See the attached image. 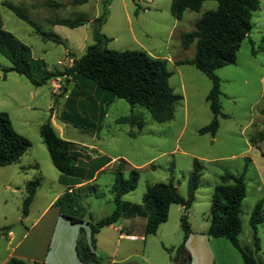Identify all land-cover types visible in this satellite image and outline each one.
<instances>
[{
    "label": "rangeland",
    "instance_id": "1",
    "mask_svg": "<svg viewBox=\"0 0 264 264\" xmlns=\"http://www.w3.org/2000/svg\"><path fill=\"white\" fill-rule=\"evenodd\" d=\"M4 2L24 9L36 27L57 35L62 44L43 41L30 25L3 6ZM48 2L58 3L60 7H49ZM171 2L89 0L73 5L72 0H0V20L5 31L30 49L32 60L38 64L31 72L38 77L43 70L63 72L72 57H81L93 44L96 27L109 39L102 45L107 50H141L153 58L175 62L193 58L194 44L183 50L179 37L191 32L195 21L204 12L215 10L217 3L205 1L198 12L186 10L177 20L170 13ZM77 17H82L86 23L72 29L50 24L55 19ZM98 19L103 20L101 26L96 22ZM251 26V32L237 52L235 64L215 71L220 83V110L226 117H217L218 128L213 136L198 133L213 119L205 101L211 81L192 65L167 63V70L171 72L169 86L182 100L175 105L170 121L156 123L144 108L131 107L123 99L109 101L96 84L81 77H58L45 85L33 86L22 75L4 73L11 64L0 55V113H5L13 130L30 143L16 163L0 167V261L22 240L19 246L24 252H19L28 256L24 260L26 264L35 262L32 260L35 258L25 252L28 250L35 257L42 254L51 264H71L60 252L61 248H67L66 237L70 234L64 236L59 225L52 227L50 218L54 211L40 215L54 197L59 199L66 193L58 182L60 173L52 165L39 135L40 126L46 122L55 125V133L63 140L85 147L92 145L109 155H120L110 169L97 177L94 184L98 189L90 193L86 187L70 194L80 196L71 212L66 209L67 213L81 219V223L74 225L77 233L74 245L79 239L88 242L87 223L94 225L113 212V169L118 163L123 164L118 160L129 165L122 171L124 178L131 169L138 173L135 189L121 200L139 205L148 185L169 181L176 187L177 194L186 199L188 178L196 159L201 168L200 177L194 201L185 212L191 230L185 247L191 264H244L228 240L206 235L212 194L224 174L243 175L246 192L240 204L238 242L253 253L257 264L259 260L264 261V221L256 227L258 252L254 250L249 225L253 208L260 201L264 219V157L261 155L264 141L251 142L252 137L264 138V0H259V8L252 13ZM105 100L108 103L105 104ZM130 114L142 122L140 128L137 123L116 122ZM31 181H37L38 186L28 207V216L23 217L25 187ZM76 208L78 211H74ZM183 213L180 205H171L167 221L158 226L154 235L144 234L143 217H135L133 223L119 218L101 228L95 249L100 264H170L165 249L182 243L179 219ZM118 227L123 228L122 239L119 232L113 231ZM26 229L28 235L24 237ZM7 232L12 233L11 240L6 239ZM129 236L134 239L130 240ZM74 260L73 264H79Z\"/></svg>",
    "mask_w": 264,
    "mask_h": 264
},
{
    "label": "trees",
    "instance_id": "2",
    "mask_svg": "<svg viewBox=\"0 0 264 264\" xmlns=\"http://www.w3.org/2000/svg\"><path fill=\"white\" fill-rule=\"evenodd\" d=\"M88 1L72 0V4L82 5ZM205 1L216 2L217 8L204 12L195 21L194 29L191 32L180 35L181 48L186 50L194 44L195 52L193 58L179 60L175 62V66L192 65L211 81V88L205 101L208 103L213 119L208 125L200 128L198 133L213 136L218 128L217 117L220 115L223 118L226 117L221 114L220 110L218 100L221 95L220 83L215 71L235 64L240 45L251 32V16L259 8V0H172L170 13L175 19L180 20L184 11L198 12ZM2 5L30 25L43 41L62 44L57 35L45 33L36 27L21 7L8 2H4ZM47 5L53 8L60 7V4L52 2H48ZM102 21L101 19L96 20L99 22L98 26L102 25ZM84 23L86 22L82 17L55 19L50 22L52 26L60 25L70 29ZM108 41L109 39L100 34L99 28L96 27L93 31V44L86 48L81 57L73 58L71 65L63 72L55 73L43 70L38 77H34L31 71L38 64L32 60L30 49L5 31L0 20V55L11 64L10 68L3 70L4 73L11 71L22 75L30 84L37 87L58 77H81L96 84L97 89L105 94L109 101L113 98L123 99L131 107L140 106L147 110L151 119L156 123L170 121L175 105L182 100V97L175 95L169 86L168 80L171 72L167 70V61L153 58L141 50H107L102 45ZM108 100H105V104L108 103ZM116 122L119 124L137 123L139 128L142 126V122L134 114L119 118ZM39 135L52 165L60 173L59 182L69 187L68 189L92 180L96 172L111 162L104 156L92 158L87 148L61 139L49 122L40 126ZM257 141H264V138H251L252 143ZM29 147L28 140L13 130L8 116L5 113H0V167L16 163ZM261 155L264 157V152ZM118 161L123 164L118 163L113 169L112 202L114 210L94 225L89 224L88 242L79 239L75 245L77 260L82 264H100V259L95 254V236L101 228L112 225L119 218L143 217L145 219L144 234L154 235L158 226L167 221L169 207L180 205L184 211L179 219L183 232L182 243L176 248L165 250L169 255L170 264H191L190 254L185 247V242L191 234L185 212L194 201L201 169L198 161L194 159L192 162L186 199L177 194L176 187L169 181L148 185L139 205L121 200L125 194L135 189L138 173L137 170L131 169L128 172V177L124 178L122 171L129 165L122 159ZM37 186V181H31L25 187L26 196L22 203L23 217L28 214V207L33 200ZM87 189L90 193L95 191L93 186H88ZM72 192V190L70 193L66 192L57 199L53 203V207L58 208L59 214L75 225L81 223V219L73 217L70 212L80 196L77 194L70 196ZM245 192L243 175L224 174L219 177V184L215 186L211 198L210 219L206 235L228 240L230 245L239 252L244 264H257L253 253L248 248L241 247L238 242V235L241 231L240 204L245 197ZM66 209L70 212L67 213ZM261 209L262 202L260 201L254 206L249 219L255 252L260 249L259 240L256 237V227L264 221ZM74 211H78V209L76 208ZM80 231L82 232V229ZM5 264L26 263L24 260L12 257ZM33 264L46 263L35 261ZM258 264H264V261L259 260Z\"/></svg>",
    "mask_w": 264,
    "mask_h": 264
},
{
    "label": "crops",
    "instance_id": "3",
    "mask_svg": "<svg viewBox=\"0 0 264 264\" xmlns=\"http://www.w3.org/2000/svg\"><path fill=\"white\" fill-rule=\"evenodd\" d=\"M74 57H72L71 58V61H70V63H68V67L71 65V62H72V59H73ZM179 60V59H178ZM167 61V63L169 62V63H171L172 65H174V62H175V60L173 61V60H169V59H167L166 60ZM177 61V60H176ZM67 90L65 89V92H66ZM51 126L53 127V129H54V131L56 130V127H55V125H53V124H51ZM58 137H60V138H62L63 139V137H61V135H58ZM65 140H67V139H65ZM67 141H69V140H67ZM70 142V141H69ZM73 143V142H72ZM75 144V143H74ZM76 145H78V144H76ZM78 146H80V145H78ZM81 147H85V146H83V145H81ZM85 148H87V151L90 153V155H91V157L92 158H96V157H107V158H109L110 160H111V162L107 165V166H105V167H103L99 172H96L95 173V175H94V178L92 179V180H90V181H88V182H84V183H82V184H80V185H76V186H74L73 188H71V189H68L69 187H67V186H65V185H63V184H61L60 182H59V179H58V182L61 184V185H63L64 187H65V189H66V192H68V193H70L71 192V190L73 191V190H78V191H80V190H85V188L86 187H88V186H93L94 188H95V190L96 189H98V186L97 185H95L94 184V182L97 180V177L102 173V172H105L106 170H108V169H110V167H111V165L114 163V161H116L118 158H120V155H109L106 151H104L103 149L102 150H99V149H96V148H94V147H92V145H89L88 147H85ZM58 197L56 196V197H54L49 203H48V205L44 208V210H43V212L40 214V215H43L45 212H47V211H54V214L52 215V217L50 218L51 219V224H52V227H53V225H54V227L56 226V227H58V225H59V227H60V229L63 231V235L65 236L67 233H69L70 235H68L67 237H66V239L68 240V242H67V248L65 249V248H61L60 249V252H62V255H63V258L65 259V260H67L68 262H70V260H71V264H73V262L72 261H75L74 259H76V261H78L77 260V257H76V254H75V245H74V242H75V239L77 238V233H76V231H74V225L73 224H71L66 218H64V217H62V216H60V214H59V211H58V208H56V207H53V203L56 201V199H57ZM181 207V206H180ZM27 216H28V214H27ZM26 216V217H27ZM123 220H125V221H128V222H130V223H133L132 221H134L136 218H122ZM144 219V218H143ZM144 222H145V219H144ZM49 223V222H48ZM89 224L90 223H87V226L89 227ZM47 226H49V224H46ZM110 226V225H109ZM111 227H113V226H111ZM89 230V229H88ZM113 231H117V232H119V238L120 239H122L123 238V235H122V232H123V228L122 227H118L117 228V230L116 229H114L113 228ZM102 232H100V231H98V233L96 234V236H95V249H96V247L98 246V243H99V238H100V234H101ZM27 235H28V230L26 229V233H25V235H24V237H27ZM209 237V236H208ZM13 238V235H12V233L11 232H7L6 233V239H9V240H11ZM88 238H89V235H88ZM210 238H212V237H210ZM66 239H64V240H66ZM129 239L130 240H132V239H134V237L133 236H129ZM213 239H219V238H213ZM21 241L22 240H20L14 247H13V249L11 250V253H9L6 257H4L3 259H2V261H0V264H5L10 258H12V257H15V258H18V259H21V260H26V258L28 257L27 255H23V253H21V252H19V251H23L24 252V250H21V248H20V246H19V244L21 243ZM233 249H235V248H233ZM116 250L117 249H115V250H113V252H112V256L113 255H115V253H116ZM236 250V249H235ZM25 252H27L28 254H30L31 256H33L35 259H32L33 261H37V262H39V261H42V262H46V263H48V264H51V263H49L48 261H47V259L46 260H44L43 258H42V254H40L39 255V257H35V255H33V254H31L30 252H29V250L28 251H25ZM241 257V256H240ZM30 258V257H29ZM242 260V259H241ZM113 262V261H112ZM111 262V263H112ZM78 263L79 264H81L79 261H78ZM62 264V263H61ZM63 264H65L64 262H63ZM68 264H70V263H68ZM110 264V263H109Z\"/></svg>",
    "mask_w": 264,
    "mask_h": 264
}]
</instances>
